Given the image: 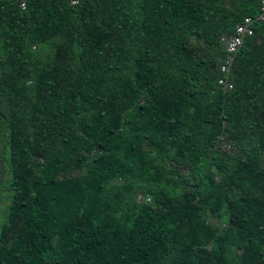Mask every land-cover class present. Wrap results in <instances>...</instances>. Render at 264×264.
<instances>
[{
  "label": "trees",
  "instance_id": "trees-1",
  "mask_svg": "<svg viewBox=\"0 0 264 264\" xmlns=\"http://www.w3.org/2000/svg\"><path fill=\"white\" fill-rule=\"evenodd\" d=\"M259 10L0 0V264H264V21L219 84Z\"/></svg>",
  "mask_w": 264,
  "mask_h": 264
},
{
  "label": "built area",
  "instance_id": "built-area-1",
  "mask_svg": "<svg viewBox=\"0 0 264 264\" xmlns=\"http://www.w3.org/2000/svg\"><path fill=\"white\" fill-rule=\"evenodd\" d=\"M28 0H20V6L25 9ZM71 5L79 4L80 0H68ZM264 21V0H260V10L256 17L246 16L237 25L235 33L232 35L223 34L221 42L225 47V57L221 62V71L223 76L219 79V84L225 88H232L233 83L230 81L231 67L235 61V56L245 42V38L254 35L253 25L256 22Z\"/></svg>",
  "mask_w": 264,
  "mask_h": 264
},
{
  "label": "rangeland",
  "instance_id": "rangeland-1",
  "mask_svg": "<svg viewBox=\"0 0 264 264\" xmlns=\"http://www.w3.org/2000/svg\"><path fill=\"white\" fill-rule=\"evenodd\" d=\"M0 154L3 158L0 161V182L3 187L0 188V230L2 224L6 220L8 215L9 206L11 203L10 190L8 188V182L11 177L10 165L8 162V142L7 135H4L0 139Z\"/></svg>",
  "mask_w": 264,
  "mask_h": 264
}]
</instances>
